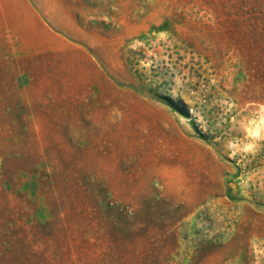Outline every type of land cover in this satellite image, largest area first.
<instances>
[{
  "label": "rangeland",
  "instance_id": "rangeland-1",
  "mask_svg": "<svg viewBox=\"0 0 264 264\" xmlns=\"http://www.w3.org/2000/svg\"><path fill=\"white\" fill-rule=\"evenodd\" d=\"M239 5L0 0V264H264V14Z\"/></svg>",
  "mask_w": 264,
  "mask_h": 264
},
{
  "label": "trees",
  "instance_id": "trees-1",
  "mask_svg": "<svg viewBox=\"0 0 264 264\" xmlns=\"http://www.w3.org/2000/svg\"><path fill=\"white\" fill-rule=\"evenodd\" d=\"M237 2L238 4L240 2V9H251L257 14H264V0H237Z\"/></svg>",
  "mask_w": 264,
  "mask_h": 264
}]
</instances>
